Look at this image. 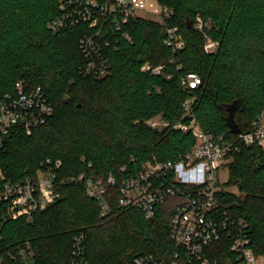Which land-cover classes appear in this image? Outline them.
<instances>
[{
	"label": "trees",
	"instance_id": "1",
	"mask_svg": "<svg viewBox=\"0 0 264 264\" xmlns=\"http://www.w3.org/2000/svg\"><path fill=\"white\" fill-rule=\"evenodd\" d=\"M70 1L86 0H0V96L25 79L41 85L54 107L31 134L12 128L0 150V190L6 181L34 177L47 157L62 161L53 202L30 217H5L0 210L3 264H67L79 232L87 236L88 264H131L137 254L168 251L178 195L168 196L146 218L141 208L121 206L119 187L110 186V211L103 216L99 201L71 177L86 172L122 180L147 162L178 161L195 136L177 124L192 118L235 142L227 183L243 196L223 191L220 197L247 223L251 246L264 259V149L239 140L227 119L237 107L234 119L244 132L264 110V0H158L173 9L172 15L164 22L131 18L122 25L130 39L109 19L101 20L98 38L110 64L104 76L80 71L85 57L79 39L98 26L80 22L57 32L49 27ZM198 16L208 37L218 42L214 52L204 49ZM169 26L178 27L183 47L173 50L165 43ZM145 63L163 68L154 73L142 68ZM191 74L200 83L184 85L182 79ZM156 116L166 124L152 127L147 121ZM222 243L216 256L227 248Z\"/></svg>",
	"mask_w": 264,
	"mask_h": 264
},
{
	"label": "built area",
	"instance_id": "2",
	"mask_svg": "<svg viewBox=\"0 0 264 264\" xmlns=\"http://www.w3.org/2000/svg\"><path fill=\"white\" fill-rule=\"evenodd\" d=\"M69 4L68 7L66 3L62 6L63 12L49 23V27L57 32L80 22H86L91 28L98 26L93 34L86 33L79 39V47L85 57L80 71L97 76L106 75L110 69L98 38L102 32L99 25L101 20L106 22L109 19L122 37L130 39L128 32L122 30V25L131 18L139 16L164 22L173 13L172 8L158 0H108L105 3L86 0L70 1ZM196 26L206 37L205 51H216L218 42L205 33L200 16L197 17ZM108 43L104 41L105 45ZM165 43L173 50L184 46L177 26L167 28ZM142 68L160 73L163 65L145 63ZM182 83L196 86L200 83V77L191 74L184 77ZM190 105L191 101L187 100V111ZM53 111V104L41 85H33L25 79L17 80L13 91L0 96V150L5 148L14 126L31 134L47 121ZM147 122L152 127L166 124L160 116L152 117ZM177 126L184 131L191 130L195 136L193 146L182 159L147 162L135 175L122 180L112 174L103 180L86 172H80L71 180L83 184L86 193L99 201L103 216L110 211L106 200L110 186L119 187L121 206L141 208L146 218L153 217L157 205L168 196L180 197L170 221L171 248L162 254H137L131 264H262V257L251 246L247 223L232 215L220 197L223 191L237 195L219 182V171L228 167L232 161V151L237 149L235 142L224 132L214 134L206 131L194 118L189 123H179ZM238 139L246 144L257 143L264 149V110L253 121L250 130L238 133ZM61 165L60 159L47 157L34 177L6 181L0 190V210L5 217H30L34 211L45 208L53 200L56 172ZM86 238L84 232L73 236L67 264H88ZM220 242L225 243L227 248L216 256V251L221 249L218 247ZM0 264H3L2 258Z\"/></svg>",
	"mask_w": 264,
	"mask_h": 264
},
{
	"label": "rangeland",
	"instance_id": "3",
	"mask_svg": "<svg viewBox=\"0 0 264 264\" xmlns=\"http://www.w3.org/2000/svg\"><path fill=\"white\" fill-rule=\"evenodd\" d=\"M180 36H181V40L184 42L185 41L184 37L182 35H180ZM228 178H229V169H228V167L227 168L223 167V169H221L219 171V182H221V183L223 182L226 188H229L230 190L236 192L238 196H243V193L239 190V188L236 185H234V186H231L230 184L228 185V183H227ZM54 199H55V193L53 196V200L51 202H53ZM261 263L264 264L263 258L261 259Z\"/></svg>",
	"mask_w": 264,
	"mask_h": 264
},
{
	"label": "water",
	"instance_id": "4",
	"mask_svg": "<svg viewBox=\"0 0 264 264\" xmlns=\"http://www.w3.org/2000/svg\"><path fill=\"white\" fill-rule=\"evenodd\" d=\"M236 108L237 107H235V106L230 108V112H229V115L227 116V119H228L230 131L233 133H240L241 128L239 127V124L234 119V114H235Z\"/></svg>",
	"mask_w": 264,
	"mask_h": 264
}]
</instances>
